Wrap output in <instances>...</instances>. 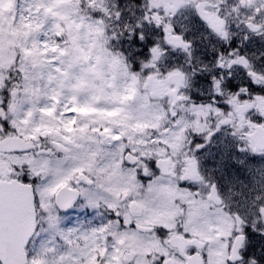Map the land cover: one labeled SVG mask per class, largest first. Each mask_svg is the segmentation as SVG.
<instances>
[{"label":"snow or ice","instance_id":"snow-or-ice-1","mask_svg":"<svg viewBox=\"0 0 264 264\" xmlns=\"http://www.w3.org/2000/svg\"><path fill=\"white\" fill-rule=\"evenodd\" d=\"M0 264H264V0H0Z\"/></svg>","mask_w":264,"mask_h":264},{"label":"rangeland","instance_id":"rangeland-1","mask_svg":"<svg viewBox=\"0 0 264 264\" xmlns=\"http://www.w3.org/2000/svg\"><path fill=\"white\" fill-rule=\"evenodd\" d=\"M11 7H12V4L10 2L8 5H6V9L5 10L10 9Z\"/></svg>","mask_w":264,"mask_h":264}]
</instances>
